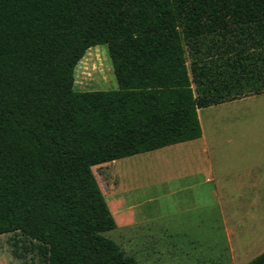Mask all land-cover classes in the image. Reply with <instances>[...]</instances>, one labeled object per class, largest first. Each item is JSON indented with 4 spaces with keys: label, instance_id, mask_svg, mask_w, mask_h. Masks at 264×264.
<instances>
[{
    "label": "trees",
    "instance_id": "trees-1",
    "mask_svg": "<svg viewBox=\"0 0 264 264\" xmlns=\"http://www.w3.org/2000/svg\"><path fill=\"white\" fill-rule=\"evenodd\" d=\"M104 44L118 88L76 89ZM262 93L264 0H0V234L48 264H138L104 234L115 160L199 138L194 107Z\"/></svg>",
    "mask_w": 264,
    "mask_h": 264
},
{
    "label": "rangeland",
    "instance_id": "rangeland-1",
    "mask_svg": "<svg viewBox=\"0 0 264 264\" xmlns=\"http://www.w3.org/2000/svg\"><path fill=\"white\" fill-rule=\"evenodd\" d=\"M75 77L78 90L117 89L107 45L89 48ZM194 114L200 139L119 158L105 182L110 197L145 214L123 225L120 209L104 233L138 264H245L264 250V196L245 184L264 181V93ZM47 255L19 231L0 234V264H48Z\"/></svg>",
    "mask_w": 264,
    "mask_h": 264
},
{
    "label": "crops",
    "instance_id": "crops-1",
    "mask_svg": "<svg viewBox=\"0 0 264 264\" xmlns=\"http://www.w3.org/2000/svg\"><path fill=\"white\" fill-rule=\"evenodd\" d=\"M248 96H250V95H248ZM245 97H247V96H245ZM235 100H238V99H235ZM235 100H231V101H227V102H232V101H235ZM198 139H200V138H196L194 140H198ZM191 141H193V140H191ZM182 143H184V142H182ZM178 144H180V143H178ZM207 180H208V178H207ZM247 180H250V181H245V184L251 186L252 192H253L252 193L253 197L260 198V197L264 196V194H263L264 193V184H263L264 181L262 180V178H254V179H247ZM184 189H185V187H183V188L179 187L178 190L176 191V194H179ZM105 197H108L109 198V200L107 202L109 204V207L111 209V212L113 213V215H114V217H115V219L117 221V225H119V223H120L119 222V218L121 216L119 214L120 211H121L120 209H122V211L124 212V216H123L124 217V222H123V225H130V224H134V223H141L144 220L142 217L145 216V214L142 211H139V210L135 209V206L128 205L126 203V200H125L124 197H120L118 199V202L113 197H110V194L108 196H105ZM175 205H179V203L176 202Z\"/></svg>",
    "mask_w": 264,
    "mask_h": 264
}]
</instances>
